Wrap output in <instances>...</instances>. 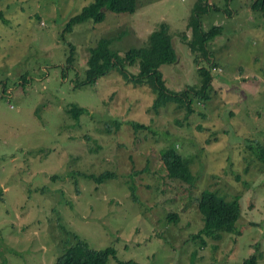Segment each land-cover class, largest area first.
Instances as JSON below:
<instances>
[{
	"label": "rangeland",
	"instance_id": "obj_1",
	"mask_svg": "<svg viewBox=\"0 0 264 264\" xmlns=\"http://www.w3.org/2000/svg\"><path fill=\"white\" fill-rule=\"evenodd\" d=\"M92 1L0 0V264H54L74 234L140 264H243L251 255L264 264V161L256 145L264 147V9H254L255 0H207L213 8L200 15V29L220 33L203 44L196 0H137L133 13L105 9L101 22L61 36ZM162 23L177 58L158 69L173 93L191 90L190 111L178 101L155 110L151 87L117 67L79 83L100 37L123 54ZM207 70L208 98L200 99L193 91ZM71 103L87 111L76 119ZM114 119L121 125L108 130ZM171 144L189 160L192 185L167 175L160 151ZM103 171L118 177L84 176ZM205 188L239 198L231 227L204 230L197 198ZM108 264L125 263L109 257Z\"/></svg>",
	"mask_w": 264,
	"mask_h": 264
},
{
	"label": "trees",
	"instance_id": "obj_2",
	"mask_svg": "<svg viewBox=\"0 0 264 264\" xmlns=\"http://www.w3.org/2000/svg\"><path fill=\"white\" fill-rule=\"evenodd\" d=\"M137 7V0H93L92 2L80 8L79 12L71 16L63 26L61 32L71 33L76 26L81 25L86 21L94 23L101 22L105 17V9L116 13H133ZM254 9H264V0H255L252 4ZM213 5L207 0H196L192 7L193 18L196 19V27L199 28L198 33L201 43L212 39L220 33V27L213 26L211 29H200V15L211 11ZM0 17L5 22L0 11ZM112 38L110 36H102L97 42L88 48V55L83 69V76L79 83H92L96 78L104 74L112 67H117L125 77L138 83H147L155 96L152 106L155 110L159 106L165 105L168 101H178L180 104H185L187 110L190 111V99L187 98V93L191 90L187 87L182 95L173 93L163 83L161 73L158 67L164 63H172L176 60L177 54L172 43V37L168 33L165 23H162L160 28L151 31L148 35L147 43L140 46H131L125 50L123 54L110 46ZM70 52L67 55L66 61L72 62L74 44L69 42ZM210 54V53H208ZM210 58V56H206ZM137 65L138 71L132 72L127 66ZM206 78L200 90H194L193 94L200 99L208 98L205 93L206 85L210 83V71H206ZM185 97V99H184ZM66 110L76 119L86 112L84 106L71 103L66 106ZM112 124L117 127L121 125L119 119H114L111 123H106V127L110 130ZM133 126L138 128H147L146 125L132 122ZM258 154L264 161V147L258 142L256 143ZM160 160L164 165L167 175L171 178L178 179L192 185L195 181L189 160L182 157L176 150L174 145L160 151ZM96 182H102L106 179H114L118 177L115 171H103L98 175L87 174ZM130 189L133 193L134 200H137L133 184H130ZM197 207L201 213L204 230L208 228H224L231 227L240 217L241 205L239 198L233 201H226L222 196L217 195L210 189H202L197 198ZM168 218L177 219V214L172 212L168 214ZM75 242L63 247V251L56 257L54 264H108L109 257L117 258L119 263L125 264H140L133 259L120 260L117 257V249L108 245L102 248H96L88 244V242L76 234H74ZM243 264H257L256 255H251L243 259Z\"/></svg>",
	"mask_w": 264,
	"mask_h": 264
}]
</instances>
